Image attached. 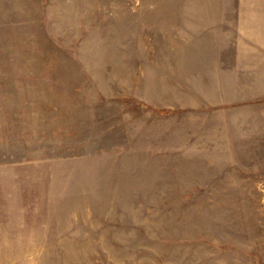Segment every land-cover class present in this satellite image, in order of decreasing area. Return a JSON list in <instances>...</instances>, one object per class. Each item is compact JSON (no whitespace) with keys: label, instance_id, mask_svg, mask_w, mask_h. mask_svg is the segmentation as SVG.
Segmentation results:
<instances>
[{"label":"rangeland","instance_id":"374dc122","mask_svg":"<svg viewBox=\"0 0 264 264\" xmlns=\"http://www.w3.org/2000/svg\"><path fill=\"white\" fill-rule=\"evenodd\" d=\"M263 6L0 0V264H264Z\"/></svg>","mask_w":264,"mask_h":264},{"label":"crops","instance_id":"0c3cea01","mask_svg":"<svg viewBox=\"0 0 264 264\" xmlns=\"http://www.w3.org/2000/svg\"><path fill=\"white\" fill-rule=\"evenodd\" d=\"M257 2H258L259 5H264V0H257ZM263 8H264V6H263ZM245 11H246V13L239 15V18H237V20H239L241 22L240 23L241 31L242 32L246 31V33H248L250 31V29H248V23H247L248 21H246V23H245L246 27L244 25L242 27L241 24L243 23V21L248 20V19H250V20H252V19L253 20H258V19L264 18V10L260 11V10L255 8V9H246ZM240 46H242V45H240ZM240 46L238 47L239 51L242 49ZM231 47H232L231 45H227L226 43L223 45V47H221V46L218 47V53L219 54L222 51L225 53L223 58L220 55L217 56V60L219 62H222V61L226 62L227 60H229V59L231 60L232 59L231 58V54H230L232 52ZM226 54H228V56ZM215 59H216V57H215Z\"/></svg>","mask_w":264,"mask_h":264}]
</instances>
